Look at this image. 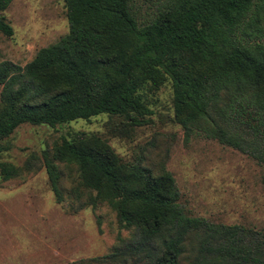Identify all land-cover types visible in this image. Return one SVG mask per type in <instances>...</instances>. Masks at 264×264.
<instances>
[{
	"label": "trees",
	"instance_id": "16d2710c",
	"mask_svg": "<svg viewBox=\"0 0 264 264\" xmlns=\"http://www.w3.org/2000/svg\"><path fill=\"white\" fill-rule=\"evenodd\" d=\"M0 33L12 29L1 12ZM63 0L67 31L23 66L0 62V151L21 124L54 127L98 114L117 134L148 121L147 92L168 81L172 120L264 165V0ZM118 124V125H117ZM53 160L131 230L97 264H264V230L189 215L162 165L121 161L96 133L61 135L42 161L60 199ZM17 174L0 162L4 180Z\"/></svg>",
	"mask_w": 264,
	"mask_h": 264
},
{
	"label": "rangeland",
	"instance_id": "374dc122",
	"mask_svg": "<svg viewBox=\"0 0 264 264\" xmlns=\"http://www.w3.org/2000/svg\"><path fill=\"white\" fill-rule=\"evenodd\" d=\"M136 3L141 13L147 9L148 1ZM1 14L12 33H0V62L23 66L67 31L63 0H11ZM170 97L168 81L147 92L148 121L120 134L111 131L117 119L104 113L54 127H16L0 151V162L17 168L15 176L0 177V264H97L93 259L130 237L106 203H91L93 192L79 184L74 165L53 160L59 201L49 187L42 151L49 154L61 135L80 131L103 137L121 161L162 165L189 215L264 230V165L202 135L184 140Z\"/></svg>",
	"mask_w": 264,
	"mask_h": 264
}]
</instances>
